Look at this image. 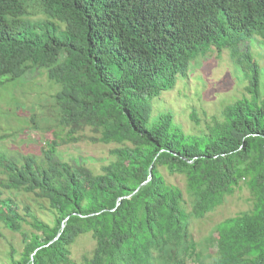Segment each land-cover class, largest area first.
<instances>
[{"label":"trees","instance_id":"16d2710c","mask_svg":"<svg viewBox=\"0 0 264 264\" xmlns=\"http://www.w3.org/2000/svg\"><path fill=\"white\" fill-rule=\"evenodd\" d=\"M256 36L264 39V0H0V78L45 70L60 87L66 142L89 129L94 143L116 146L100 173L63 160L58 135L41 157H0L2 189L46 202L53 216L22 213L0 191V222L24 244L9 263L79 264L72 248L91 235L95 248L80 264H264L262 72L238 50ZM211 49L231 52L247 96L198 134L170 113L153 117L149 101ZM243 186L252 208L219 223L203 256L191 221Z\"/></svg>","mask_w":264,"mask_h":264},{"label":"rangeland","instance_id":"374dc122","mask_svg":"<svg viewBox=\"0 0 264 264\" xmlns=\"http://www.w3.org/2000/svg\"><path fill=\"white\" fill-rule=\"evenodd\" d=\"M238 50L240 54L249 50L259 64L264 94V39L256 36L240 43ZM237 65L230 51L218 54L211 49L191 64L187 74L178 77L174 89L149 101L152 116L170 113L185 133H200L206 120L220 116L227 106L247 96L248 81ZM6 81V78H0V157H41L47 149L46 144L56 140L58 135L63 139L57 140L58 153L63 160L81 161L96 173H100L101 168L111 161L110 152L116 146L94 143L89 129L78 134L76 142H66L67 131L57 126L58 109L54 100L60 87L48 80L45 70H31L16 81ZM167 179L183 186L180 177L174 180L167 176ZM5 180L6 175L0 169V183ZM0 191L3 198H11L18 203L22 213L26 206H30L42 221H53L46 202L24 193L9 195L1 185ZM252 205V196L243 186L228 196L213 213L202 220H192L190 231L198 243V252L203 256L208 254L206 242L212 234L216 237L214 230L219 223L250 210ZM23 247L21 234L8 231L0 222V264H10L11 250L20 254ZM94 248L91 235L82 236L72 248V259L80 264L82 257L91 256ZM188 264L194 263L190 261Z\"/></svg>","mask_w":264,"mask_h":264},{"label":"water","instance_id":"95a60500","mask_svg":"<svg viewBox=\"0 0 264 264\" xmlns=\"http://www.w3.org/2000/svg\"><path fill=\"white\" fill-rule=\"evenodd\" d=\"M152 170L150 169V172H151Z\"/></svg>","mask_w":264,"mask_h":264}]
</instances>
